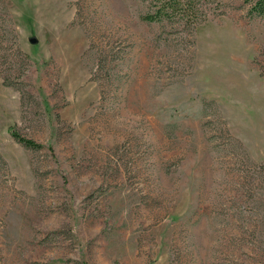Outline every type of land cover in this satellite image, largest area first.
<instances>
[{
  "label": "rangeland",
  "instance_id": "374dc122",
  "mask_svg": "<svg viewBox=\"0 0 264 264\" xmlns=\"http://www.w3.org/2000/svg\"><path fill=\"white\" fill-rule=\"evenodd\" d=\"M179 1L0 0V264H264V16Z\"/></svg>",
  "mask_w": 264,
  "mask_h": 264
},
{
  "label": "trees",
  "instance_id": "16d2710c",
  "mask_svg": "<svg viewBox=\"0 0 264 264\" xmlns=\"http://www.w3.org/2000/svg\"><path fill=\"white\" fill-rule=\"evenodd\" d=\"M156 2V11L153 14L146 15L144 18L148 21H157L161 18H166L169 16L170 12H174L176 10L177 4H173L168 6L167 4L170 3V0H154ZM180 0L179 2H181ZM187 2L186 5L183 6H188V0H183ZM178 2V3H179ZM253 12H255L257 15L264 16V0H257L255 2V5L252 7ZM12 136L20 143L27 147H32V148H39L40 145L36 144L34 141L29 140V139H24L20 135H18L15 132L11 133Z\"/></svg>",
  "mask_w": 264,
  "mask_h": 264
},
{
  "label": "water",
  "instance_id": "95a60500",
  "mask_svg": "<svg viewBox=\"0 0 264 264\" xmlns=\"http://www.w3.org/2000/svg\"><path fill=\"white\" fill-rule=\"evenodd\" d=\"M30 41H31V43H33V44L37 42L35 38H31Z\"/></svg>",
  "mask_w": 264,
  "mask_h": 264
}]
</instances>
